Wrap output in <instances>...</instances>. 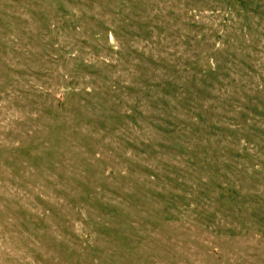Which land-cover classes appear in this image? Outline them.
I'll list each match as a JSON object with an SVG mask.
<instances>
[{
	"label": "rangeland",
	"instance_id": "374dc122",
	"mask_svg": "<svg viewBox=\"0 0 264 264\" xmlns=\"http://www.w3.org/2000/svg\"><path fill=\"white\" fill-rule=\"evenodd\" d=\"M0 264H264V0H0Z\"/></svg>",
	"mask_w": 264,
	"mask_h": 264
}]
</instances>
